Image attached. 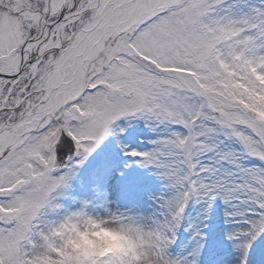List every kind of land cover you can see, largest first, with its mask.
<instances>
[{
    "label": "snow or ice",
    "instance_id": "6c2138e0",
    "mask_svg": "<svg viewBox=\"0 0 264 264\" xmlns=\"http://www.w3.org/2000/svg\"><path fill=\"white\" fill-rule=\"evenodd\" d=\"M109 136L167 195L84 257L59 197ZM0 264H264V0H0Z\"/></svg>",
    "mask_w": 264,
    "mask_h": 264
},
{
    "label": "rangeland",
    "instance_id": "374dc122",
    "mask_svg": "<svg viewBox=\"0 0 264 264\" xmlns=\"http://www.w3.org/2000/svg\"><path fill=\"white\" fill-rule=\"evenodd\" d=\"M154 139L155 134L144 128L142 121H133L131 130L119 143H126L130 149L146 151L151 149L150 141ZM166 195L167 190L153 169L139 167L136 158L125 156L120 151L117 137L109 136L103 149L85 161L70 180L69 189L59 197L63 205L60 214L75 210L83 201H88L87 211L93 216H105L112 211L125 216L156 217L160 211L159 198ZM90 241L73 248V251L86 257L120 254L132 248L131 241L126 238L119 244L99 237H91Z\"/></svg>",
    "mask_w": 264,
    "mask_h": 264
},
{
    "label": "clouds",
    "instance_id": "9594fccd",
    "mask_svg": "<svg viewBox=\"0 0 264 264\" xmlns=\"http://www.w3.org/2000/svg\"><path fill=\"white\" fill-rule=\"evenodd\" d=\"M90 216L93 217L92 223L85 224L79 222V226H77V222H71L61 225L60 228L56 230L57 235L64 234L66 236L65 242L69 244L72 249L80 247L82 244L90 243L91 237L115 240L117 244L125 240V237L116 231L118 224L112 222V218L109 214L105 216ZM125 243H127V241H125ZM129 247H131V245H129Z\"/></svg>",
    "mask_w": 264,
    "mask_h": 264
}]
</instances>
